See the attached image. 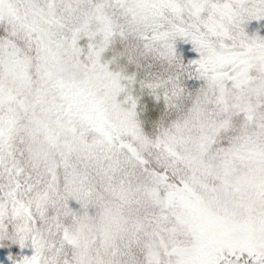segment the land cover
I'll use <instances>...</instances> for the list:
<instances>
[{
    "label": "snow or ice",
    "instance_id": "6c2138e0",
    "mask_svg": "<svg viewBox=\"0 0 264 264\" xmlns=\"http://www.w3.org/2000/svg\"><path fill=\"white\" fill-rule=\"evenodd\" d=\"M0 264H264V0H0Z\"/></svg>",
    "mask_w": 264,
    "mask_h": 264
}]
</instances>
